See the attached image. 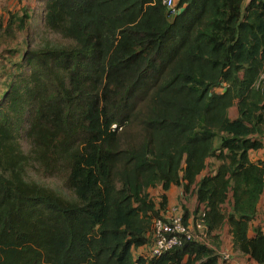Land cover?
I'll list each match as a JSON object with an SVG mask.
<instances>
[{
  "label": "trees",
  "instance_id": "16d2710c",
  "mask_svg": "<svg viewBox=\"0 0 264 264\" xmlns=\"http://www.w3.org/2000/svg\"><path fill=\"white\" fill-rule=\"evenodd\" d=\"M245 1L11 14L0 42L25 39L0 64V264H231L226 231L264 264V0ZM174 186L207 236L154 255Z\"/></svg>",
  "mask_w": 264,
  "mask_h": 264
},
{
  "label": "built area",
  "instance_id": "2783aa9c",
  "mask_svg": "<svg viewBox=\"0 0 264 264\" xmlns=\"http://www.w3.org/2000/svg\"><path fill=\"white\" fill-rule=\"evenodd\" d=\"M163 4L166 5L172 13H176L177 0H162ZM264 79V75L261 77ZM116 127V125H114ZM204 213L199 215L194 226L186 225L183 221L182 214H174L167 220L158 219L155 223V247L153 248L154 255H161L164 251L174 248L181 244L180 234H185L188 239H191L195 231L200 238L206 237L207 232L202 223ZM223 259L230 260V253L221 251Z\"/></svg>",
  "mask_w": 264,
  "mask_h": 264
},
{
  "label": "rangeland",
  "instance_id": "374dc122",
  "mask_svg": "<svg viewBox=\"0 0 264 264\" xmlns=\"http://www.w3.org/2000/svg\"><path fill=\"white\" fill-rule=\"evenodd\" d=\"M44 1L45 0H0V26L4 28L12 13L20 12L25 8L29 9V13L31 15H36L37 20H35L33 23L35 25H40L42 22L39 17L41 16L43 11ZM24 39V33L18 32L16 33L15 39L8 37L5 38L2 42H0V64L5 63L7 65L6 68L12 69L11 63L8 59V52L11 48L23 49L22 43H24ZM17 57H20V55H18ZM3 81L4 79L0 78V85ZM22 143L25 148H28L27 142L25 140H23ZM181 203L182 202L179 201L178 206ZM260 207H262L261 203ZM193 208H196V206H194ZM223 247H225V244L222 245L221 251Z\"/></svg>",
  "mask_w": 264,
  "mask_h": 264
},
{
  "label": "crops",
  "instance_id": "0c3cea01",
  "mask_svg": "<svg viewBox=\"0 0 264 264\" xmlns=\"http://www.w3.org/2000/svg\"><path fill=\"white\" fill-rule=\"evenodd\" d=\"M249 2H250V0H246L245 4H248ZM251 158H252V160H257L260 158L264 159V149H261L258 151H253L251 153ZM160 190L161 189L159 188L158 193ZM179 201H181L182 203H186V204L188 203L187 206L190 205V202H188L187 199L182 197L181 189L174 186L169 191V204H168L167 209L165 211L166 216H168V218H170L174 214H183L184 213L183 208L181 207V204L178 206ZM263 204H264V200H262V202H261V205H262L261 209L262 210H263ZM191 208L193 209V207H191ZM188 221L192 225L193 223H195L196 219L194 221V217L190 216ZM254 225H262L263 226L264 225L263 216H259V218L255 221ZM222 233H223L222 234L223 244H225V247L222 248V251L230 253V255H231L230 263L231 264H258L253 259H251L249 256L240 257L237 253H235L233 242H231V238H230L229 233H227V231L225 233L224 232H222ZM140 251H143V249H140Z\"/></svg>",
  "mask_w": 264,
  "mask_h": 264
}]
</instances>
